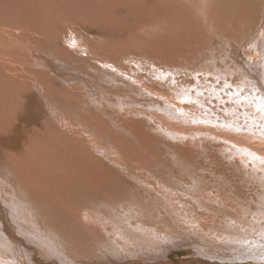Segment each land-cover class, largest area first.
<instances>
[{
    "label": "bare ground",
    "instance_id": "6f19581e",
    "mask_svg": "<svg viewBox=\"0 0 264 264\" xmlns=\"http://www.w3.org/2000/svg\"><path fill=\"white\" fill-rule=\"evenodd\" d=\"M260 1L227 0L222 6V0H169L161 11L137 22L139 31L147 21L156 32L165 25L179 37L190 35L178 44H161L166 49L146 46L147 38L142 37L138 48L146 51L148 66L171 70L177 61L185 74L197 75L203 84L214 81L208 88L199 84L187 90L189 94L177 90L169 102L166 90L135 79L131 83L122 72L117 81L135 86L127 90L139 98L123 101L128 94L124 89L120 88L122 95L102 91L84 74L53 58L60 42L46 40V33L51 36L47 29H58L65 45L74 48L82 46L76 35L86 31L66 9H51L50 15L49 10H39L46 11L41 2L28 0L32 25L20 23L25 17L21 8L27 10L24 0H0V19H20L15 26L0 23V264H264V9L258 12ZM221 7L230 17L241 14V21L233 22L234 17L225 26L228 32L222 33L227 37L220 34L219 15L214 12ZM207 23L213 28L209 30ZM237 41L250 46L248 60L239 54L242 46ZM170 54L178 60L172 62ZM235 88L239 94L229 101L228 94L238 92ZM83 96L96 109L90 104L83 108L80 121L69 115L63 119V99L73 105ZM183 100L207 109V104L225 108L215 117L196 109L186 113L181 109ZM91 110L96 114L94 128L82 119ZM48 118L58 126L52 120L46 125ZM104 118L118 137L103 129ZM147 128L162 131L160 135L172 145L145 134ZM69 140L73 146L66 149ZM204 141L215 142L221 156L205 149L204 154L195 146ZM85 147L90 150L79 149ZM96 154L104 157L105 167L88 160ZM52 163L54 170L61 171V186L51 187L48 197L39 173H46V165ZM211 177L217 179L215 185L207 182ZM46 200L54 209L52 218L57 216L52 239L43 227L48 217L44 210L39 213L41 221L25 222L26 216L34 219L35 207L46 209L42 206Z\"/></svg>",
    "mask_w": 264,
    "mask_h": 264
},
{
    "label": "rangeland",
    "instance_id": "374dc122",
    "mask_svg": "<svg viewBox=\"0 0 264 264\" xmlns=\"http://www.w3.org/2000/svg\"><path fill=\"white\" fill-rule=\"evenodd\" d=\"M27 1L28 0H24V3L27 5V10H23L21 8V10L24 13V16L25 17L23 19V22H20V23H27V22H29L32 25H34L33 24V19L34 18H30V15L33 14L32 13V7L28 5V4H30V2L27 3ZM35 1L41 2L40 5H42L43 7H45L46 8V11H44L45 9H43L41 7L39 8V10L41 9V11H43L45 13H47L48 10L50 12L51 9L52 10L53 9L60 10L62 8H63V10L66 9V12H68L69 14H71L72 17L75 20L78 18L77 21L80 23L79 24V27L84 28L86 30L85 32H82L83 34L78 33L76 35L77 38H78V40H79L78 43L81 44L82 46L78 45L77 47L74 48V47L67 46L68 44L65 45V42L66 41L64 40V37L60 34V32H59V30L57 28H56L57 30H55V31H53L52 28H50V30H48L46 28L48 32H51V34H50L51 36L50 37L46 33V40H48L50 38V40H49L50 43H54L55 42V44L58 43V41L60 42L59 43L60 46L57 48L59 51L58 50L54 51V57L53 58H56V59L58 58L57 61L59 63H66V64L70 65L71 66L70 70L73 68L72 69V72H75V70H76L78 73H81L82 75L84 74V76H85V78L87 80L90 79L89 81L92 84H95L96 88L98 87L102 91H106V92L108 91L109 92V90H110V93L114 91L113 93L117 94V92H118L119 95H122L124 93H121L122 91H121L120 88L124 89L128 94L129 93L130 94L129 95L126 94L127 96H123V98H122L123 101H128V100H135V101H137V100H139L138 97L132 96L133 95V94H131V92L133 93L132 90L129 91V89L135 88V86L131 85V83L134 82L133 79L138 80L142 84H146V85H148L150 87H159L158 89H160V90L163 89V92H164V90H166V92H168L167 95L169 96V98L167 100L169 102H170V99L174 96V92H176L177 90L186 91L188 93L187 90H190V89H193V88H198L200 86L199 84H202L203 85L202 86L203 88H208L210 85H213L214 84V81L213 80L207 82L206 84H203L201 81H199L197 79L198 78L197 75L196 76H194V75L189 76L188 74H185V73H187V70H184L185 72H183V68L177 65V61L176 60H178V58H177V55L176 54H170V56L172 58V62L176 61V66H174V69H171L170 70V68H168L166 66L160 65V68L159 69H161V68L162 69L157 71L155 68H153L151 66H148L147 58H146V54H145L146 51L144 49L142 50V49H139L138 48V43L140 41H142V37L145 38V39L146 38L148 39V40L146 39L145 42L143 43V44H147L148 43L146 46H150V47H152V46L153 47H163L162 49H166L167 47L165 46V48H164V46H162L161 44L171 45L172 43L173 44H178V40H189L190 35L189 34H186L185 32H184L185 35H181L180 37L177 36V35H175L172 26H165V25H163L161 28H159L157 30L158 32H156L151 27H149L147 24H145L147 21H144V24H143L144 29L143 30H140L139 31V30H137V27H135V25H137V22H140L143 17L144 18H146V17H152L153 14L156 12L157 9L159 11H161V8L162 7L164 8V5H167L168 4L167 2H169V0L168 1L167 0H157V1L154 0L155 2H153V0H143V1H141V0H123V1L122 0H119V1L118 0H90L91 2L89 4H83V0H46L47 3H48V4L46 3V6L44 5V2H43L44 0H35ZM86 1L88 2V0H86ZM125 1H126V3H125ZM222 1H223L222 2V6H223L226 3L227 0H225V1L222 0ZM261 1L259 3L260 5H259V8H258V12L261 11V8L264 9V4H263L264 0H263V2H261ZM258 2H259V0H258ZM51 3H53V4H51ZM99 3H100V5H99ZM143 3H145V4L143 5ZM158 3H159L160 6H158ZM186 3H187V6H190V4L188 3V1ZM60 4H61V6H60ZM109 4H110V6H111V4L113 6L112 7H110V6L108 7ZM83 5H85V6H83ZM101 6H105V7H101ZM157 6H158V8H157ZM77 7H79L80 9H78ZM84 7H85V9H84ZM147 7H148V9H147ZM249 8H250V6H249ZM245 9H246L245 4H242L241 14L244 13V10ZM109 10H110V12H109ZM77 12H79V13L77 14ZM214 12L215 13H218V15H219L218 16V19L220 20L219 26L221 27L220 28L221 29L220 30V32H221L220 34L221 35H223L222 31L228 32V29H227V27L225 28V26H227L230 23H232L231 22L232 21V18H234V17L237 18L233 22L241 21V19H240L241 14H240L239 17H237V16L230 17V15H226L225 13H223L222 7L220 8L219 11H214ZM235 12L237 13V11H235ZM94 13H96V15ZM50 15H51V12H50ZM74 15L77 16V17H74ZM196 15H198V12L197 11H195V13H194V16H196ZM212 15H214V14H212ZM91 16H93V19L91 18ZM159 17L162 18V16H159ZM209 17H211V15ZM45 18L47 19L46 20V22H47L48 21V16L46 15ZM99 19H101V20H99ZM102 19H103V22H102ZM93 20H94V22H93ZM117 20H118V22H117ZM123 20H125L126 23H124ZM19 21H20V19L19 18H15V17H13L12 19H5V20H4V18H1L0 19V23L8 24V25H13V26L17 25V23ZM98 21H100V22H98ZM113 22H115V23H113ZM156 23H157V20H156ZM105 24H107L108 26L105 25ZM207 24L209 26L208 29L209 28H213V26L210 23H207ZM242 25H243V23H242ZM55 26L57 27V25L54 23V27ZM219 26H215L214 28L219 27ZM164 29H165V31H164ZM249 30H250L249 32L252 34L253 29H249ZM86 32H88L87 35H85ZM90 32H94L97 35H94V34H91L90 35L89 34ZM110 32H111V34H110ZM120 32H121V34H120ZM146 34H147V36H146ZM100 35L106 36L107 41L105 40V38L103 36H100ZM51 39L53 40V42H52ZM55 39L58 40V41H55ZM242 41L244 43L249 44L248 43L249 40L248 41L247 40H242ZM242 41H237L238 42V46H242V48H240L241 51H239V54H241L242 56H244L243 58H245L246 60H248L247 57H245V56H248V51H250L249 50L250 49V46L249 45H246V44H243ZM111 43H114V44H111ZM133 43L135 44V46H134ZM118 44H119V47H118ZM62 47H63V49H62ZM68 48H71V49L68 50ZM82 48H84V49H82ZM75 49H76V51H75ZM79 49L81 51H79ZM117 51H119V52H117ZM80 52H82V53H80ZM64 54H66V55H64ZM62 57H63V59H62ZM64 59H65V61H64ZM135 64H136V66H135ZM109 67H112V68L115 67L118 70L120 68V72H118L117 70H114L115 68L112 70L114 72H111V69ZM105 69L106 70L110 69V73L109 72H106ZM209 70H211V69L209 68ZM163 72L165 73L164 75H163ZM121 73H122V77H124L125 80H127L129 82L132 81L131 83H129L131 86L129 84H126L125 82H124V86H121V84H122L121 83V80H119L120 82L117 81V79L121 78ZM87 74H89V76L91 78H89V76ZM112 74L114 75L115 78L111 76ZM126 74H127V76H125ZM103 76H105L106 78H103ZM111 77L114 78V79H116V81L112 82L110 80ZM100 79H102V82H101ZM104 81H105V83H104ZM99 84H100V86H99ZM112 85H113V87H112ZM80 87H81V85H80ZM127 88H129V89L127 90ZM235 89L238 92L237 93H234L233 91H231L230 95L228 94V96H227V99L229 101H234V97H236L239 94V89L238 88H235ZM171 90H173V91H171ZM169 91H171V92L169 93ZM55 96L57 97V94ZM155 98H158V97H152L151 100L152 101H156ZM189 99L192 100L191 97ZM227 99L224 98L225 103H227ZM196 100H199V99L197 98ZM67 101H70V100L63 99V101L61 103V105H62V111L64 112V113H61V117L63 119H66V120L68 119L69 116H71L74 119V121L75 120H77V121L79 120L80 121L81 116H79V115L82 113V111H83L82 109L83 108H85V109L86 108H89L90 107L89 104L91 105V107L93 109H96V107L92 103H90V102L88 103L86 101V97L85 96L82 97V100H80V101L78 100V102L76 104H74L72 102L73 105H71V103L70 102H67ZM245 103L247 104L246 101H245ZM181 104H182L181 109H182L183 112H186L187 113V112H190V110L192 111L193 109H196L198 112H201V113H203V112L205 113L206 112L209 116H212V117H215V115L217 116V114H221L222 110L225 108L224 105L212 106L214 108H211V105L209 106V104H207L208 105V109H207V107H203L202 105H195V104H192L193 106L195 105V107H193L192 105H188L187 103H185L184 100L181 101ZM79 107H80V109H79ZM186 107H188V109H186ZM71 109H72L73 112L71 111ZM68 111H69V114H68ZM216 111L218 113H215ZM91 112H92V114H83L82 119L84 118V120L86 121V123L90 124V126L92 128H94L96 126V121H95L96 114H95V111L94 110H91ZM230 117H232L231 118L232 120L235 119V116L234 115H230ZM101 118H102V116L99 119H101ZM51 120L53 121V119H51ZM51 120H50V118L46 119V125L49 124ZM53 122H54V125L58 126L57 125V121L54 120ZM102 122L103 123L101 125L103 126V129L104 130H107V131L112 132V133L114 132L111 129L110 125L108 124V121L105 118H104V120ZM49 125H51V124H49ZM144 128H145V126H144ZM145 134L151 135V136H155L158 139L161 138L168 145L169 144L172 145V142L168 138H166L163 135H160V134H163L162 131H159V130H156V129H153V128H147L145 130ZM109 135H111V134H109ZM113 135L116 136V137H118L114 133H113ZM86 140L92 141V140H90L88 138H86ZM97 142L99 144H101L100 141H97ZM118 144H119V146H122V143L118 142ZM52 145H53V143H52ZM149 145H150V142L147 143L145 145V147H147ZM72 146H73V143L70 140L65 143V148L66 149H70V147H72ZM195 146H197L199 149H201L204 154L206 152L207 154L208 153H213V154L217 155L218 157L221 156V155H219L220 153H219V151L217 149V144L215 142H213L212 144H210V143H208L206 141L201 142L199 144H197L195 142ZM79 149L90 150L89 147L79 148ZM204 149H205V152H204ZM196 150H198V149L196 148ZM52 153H53V149H52ZM135 153L138 154L139 152L138 151H135ZM148 155L150 157H155L154 155H150V154H148ZM200 156H201V158L202 157H205L204 155H200ZM66 159L68 160V157H66ZM133 159L136 160V161H138L139 160V156L135 155V156H133ZM88 160H90V162L93 165H96L97 167H102V168L105 167L104 164H103V162H105V159H104V157H101L99 154H96L94 157H90V159H88ZM131 160H132V157H131ZM86 161H87L86 157H83V162L85 163ZM93 161H95V162H93ZM68 164L69 163L67 162V166H68ZM33 165L35 167L38 166L35 161H33ZM70 165H72V164H70ZM54 166H55V164H53V163L50 164V165H46L47 172L46 173L45 172L39 173V178H40V181H41V183L43 185L42 187L46 190V194H48V197H50V193H49L50 190L49 189L51 187H53V186H61L60 184H58V179L61 178L60 177L61 176V171L56 170V169L54 170ZM81 176H82V174H78V180L79 181L81 180ZM156 176L160 179L159 175H156ZM108 179H109V177L106 180H108ZM71 181L73 182L74 179H71ZM209 181L213 185H215L217 183V179L214 178V177H211L207 182H209ZM221 181L223 182L222 176H221ZM107 183H116V182L115 181H110V182H107ZM216 187H218V185H216ZM222 187L224 188V185L221 186V189H223ZM1 189H2V187H1ZM235 192H237V189H235ZM49 203L50 202H48L46 200V204H42V206H45V205L48 206V207L46 206V209H44V208H39L38 209L37 207H35L36 210H34L32 212L34 219L33 220H27L28 216H26L25 217V219H26L25 222L31 223V221L32 222H34V221H41L42 215H40L39 213H41V211L44 210L45 212H47L46 213V216L48 215V217L46 218L43 227L46 228V234L48 235V237L50 239H52L53 236L51 235V232L55 228L54 225H55L57 216H56L55 219L52 218V214H50V213H54L53 212L54 209H52V207L49 205ZM10 204L13 205L12 203H10ZM19 204L22 205V202L19 201ZM13 207L16 209V207L14 205H13ZM16 210H18V209H16ZM31 224H33V223H31ZM62 228H63V224H62ZM44 240L46 242V238ZM0 246H1V243H0ZM177 256L178 257H181L183 255H181V256L180 255H177Z\"/></svg>",
    "mask_w": 264,
    "mask_h": 264
}]
</instances>
